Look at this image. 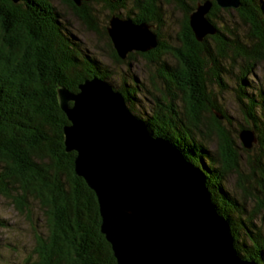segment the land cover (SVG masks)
Masks as SVG:
<instances>
[{
    "label": "trees",
    "instance_id": "trees-1",
    "mask_svg": "<svg viewBox=\"0 0 264 264\" xmlns=\"http://www.w3.org/2000/svg\"><path fill=\"white\" fill-rule=\"evenodd\" d=\"M61 1L80 25L105 39L112 63L127 65L139 57L155 68L153 93L138 85L125 87L127 82L112 87L122 94L130 112L135 94L149 95L148 115L145 119L134 116L201 170L212 204L230 226L236 252L242 259L262 264L264 95L247 93L242 86L247 88L246 74L264 63L263 0H240L239 8L233 10L247 29L243 41L221 25V15L229 17V12L212 1L207 19L216 34L201 42L194 38L188 16L205 0H95L108 11L107 19L118 16L146 23L156 34V48L131 53L125 60L117 56L107 27L97 28L91 4ZM127 2L130 8L123 18L116 12L126 8ZM162 2L182 11L177 47L164 41L159 31ZM153 25L158 28L153 30ZM67 26L49 0H0V200L12 211L26 213V221L33 226L32 264H116L100 231L96 197L74 172L75 152L65 150L63 128L69 122L57 93L59 88L77 93L84 80L106 81L111 76L97 59L81 56ZM165 56L173 59V65L168 66ZM229 58L241 62L236 100L246 123L233 130L231 116L206 83L209 77L224 87L222 74L228 70L223 64ZM240 129L253 130L255 148H242ZM230 177L238 195L225 189ZM32 209L42 216L41 231L36 227L38 219L30 220ZM4 225L0 220V227Z\"/></svg>",
    "mask_w": 264,
    "mask_h": 264
},
{
    "label": "water",
    "instance_id": "water-1",
    "mask_svg": "<svg viewBox=\"0 0 264 264\" xmlns=\"http://www.w3.org/2000/svg\"><path fill=\"white\" fill-rule=\"evenodd\" d=\"M71 1L80 6L92 0ZM212 1L224 10L240 6V0L197 3L188 24L198 42L216 34L207 19ZM106 33L121 60L157 47L146 23L112 16ZM57 93L69 122L65 150L75 152L74 172L96 197L100 231L116 264H258L236 252L201 170L167 139L153 136L120 92L94 77L79 84L77 93ZM238 138L245 150L257 144L250 129H241Z\"/></svg>",
    "mask_w": 264,
    "mask_h": 264
},
{
    "label": "rangeland",
    "instance_id": "rangeland-1",
    "mask_svg": "<svg viewBox=\"0 0 264 264\" xmlns=\"http://www.w3.org/2000/svg\"><path fill=\"white\" fill-rule=\"evenodd\" d=\"M49 2L52 3V5L62 15V19L65 23L68 24V33L71 41L73 44L80 47L81 56L94 57L102 67L108 70L111 77L106 80L107 83L114 88H117L124 82H127L125 87H134L138 85L143 88L144 91L149 90L152 93L154 92L151 79L154 77L155 68L152 65L148 64L146 60L144 61L139 57H135L134 60H131L127 65H116L112 63L108 56L105 39L102 38L100 34L89 32L82 25H80V22L74 18L70 10L62 4L61 0H49ZM95 2V0H92L88 2L83 1L82 3H89L92 5L94 8V15L97 19V28L101 31L104 27H108L107 22L109 19L106 18L108 11L100 5V2L97 4H95ZM158 7L160 8V17L162 21V25H160L159 28L162 39L171 46H179L180 43L177 36L183 20L182 11L174 5L166 4L164 2L159 4ZM128 8H130V5L127 2L126 8L120 9L116 13L120 14L121 17L124 18L127 14L126 12ZM227 10L229 12V17L225 16V13H223L220 19L221 25H224L228 29L232 30L233 34L236 35L234 38L237 37L239 40H245V38H243L247 36V29L245 25L240 23L237 19L235 12L233 11L234 9ZM217 23L218 26H220L219 22ZM152 28L155 30L158 27L157 25H153ZM110 42L112 44L111 40ZM165 60L168 63V66L173 65V59L165 56ZM240 66L241 62L239 60L235 62H233L230 58L226 60L223 64V68L224 70L227 69L228 73L225 71V73L222 72L224 87H220L213 79L206 77L208 90L212 91L216 100L219 101V104H222L224 110L231 116L232 126L229 127L230 130L239 129L240 125L246 124L240 114L239 106L236 100L238 83L241 84L238 78H242L241 74H239ZM247 74L249 76H247ZM247 74L244 77L247 88L242 86L246 89V92L257 94L256 91H260L261 94L264 95V63L257 65L252 74ZM134 96V110L130 113L132 115L137 114L142 119H145L146 115L149 113V107L152 104L150 97L146 93L143 95L135 94ZM128 106L129 105L127 104V108ZM255 145H253L254 148ZM225 189L231 194L235 192V194L238 195L235 191L234 178L232 177L228 178L225 183ZM31 212V222H37L35 220L38 219L36 227L38 229L40 228V231L43 230L42 216L37 213L36 209H32ZM25 214L26 213H23V215H21L12 211L7 203L0 200V220L5 224L0 227V264H32L33 259H29V253L31 252L34 244L31 232L33 226L26 221ZM262 254L264 261V250L262 251ZM262 264H264V262Z\"/></svg>",
    "mask_w": 264,
    "mask_h": 264
}]
</instances>
